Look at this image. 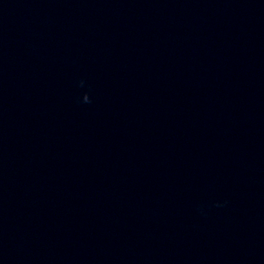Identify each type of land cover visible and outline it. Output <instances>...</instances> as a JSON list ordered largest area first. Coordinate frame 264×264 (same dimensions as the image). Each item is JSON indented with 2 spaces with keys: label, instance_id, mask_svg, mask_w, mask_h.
<instances>
[{
  "label": "water",
  "instance_id": "water-1",
  "mask_svg": "<svg viewBox=\"0 0 264 264\" xmlns=\"http://www.w3.org/2000/svg\"><path fill=\"white\" fill-rule=\"evenodd\" d=\"M0 264H264V0H0Z\"/></svg>",
  "mask_w": 264,
  "mask_h": 264
}]
</instances>
